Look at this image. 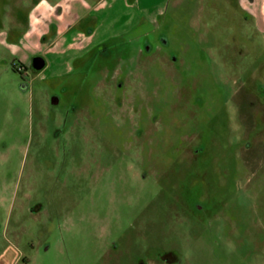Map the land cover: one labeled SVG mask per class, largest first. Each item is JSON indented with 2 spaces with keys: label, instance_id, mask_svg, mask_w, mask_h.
Wrapping results in <instances>:
<instances>
[{
  "label": "rangeland",
  "instance_id": "374dc122",
  "mask_svg": "<svg viewBox=\"0 0 264 264\" xmlns=\"http://www.w3.org/2000/svg\"><path fill=\"white\" fill-rule=\"evenodd\" d=\"M38 1L0 0V264H264V0L114 13L75 60Z\"/></svg>",
  "mask_w": 264,
  "mask_h": 264
},
{
  "label": "crops",
  "instance_id": "0c3cea01",
  "mask_svg": "<svg viewBox=\"0 0 264 264\" xmlns=\"http://www.w3.org/2000/svg\"><path fill=\"white\" fill-rule=\"evenodd\" d=\"M165 1L170 0H125L128 5L124 7L126 10L121 12L123 7L119 3L125 4L124 0H115L109 5L99 0L93 6L85 0H80L81 5L76 4L75 0H56L54 3L39 0L34 9L40 12V16L32 18L35 27L29 31L35 36L32 47L41 50L45 46L47 51L44 54L53 58L56 54L78 52L70 55L71 60H75L95 44L107 40V35L99 33L105 19L111 14L117 13L118 20L114 26L121 28L122 33H130L139 27L144 19H153L158 3ZM52 46L55 50L49 49ZM43 59V70L51 65L50 63L53 64V61L47 62L45 57Z\"/></svg>",
  "mask_w": 264,
  "mask_h": 264
},
{
  "label": "water",
  "instance_id": "95a60500",
  "mask_svg": "<svg viewBox=\"0 0 264 264\" xmlns=\"http://www.w3.org/2000/svg\"><path fill=\"white\" fill-rule=\"evenodd\" d=\"M34 65L36 66V68L42 69L45 66V61L42 57H36L34 59Z\"/></svg>",
  "mask_w": 264,
  "mask_h": 264
}]
</instances>
